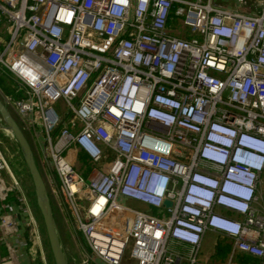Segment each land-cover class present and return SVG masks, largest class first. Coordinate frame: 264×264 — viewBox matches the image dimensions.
Masks as SVG:
<instances>
[{
	"label": "built area",
	"instance_id": "2783aa9c",
	"mask_svg": "<svg viewBox=\"0 0 264 264\" xmlns=\"http://www.w3.org/2000/svg\"><path fill=\"white\" fill-rule=\"evenodd\" d=\"M248 1L0 0V98L54 196L58 182L85 247L73 264H209V231L227 264H264V0ZM2 171L0 201L18 194L39 249L0 151ZM5 208L0 244L17 231Z\"/></svg>",
	"mask_w": 264,
	"mask_h": 264
},
{
	"label": "rangeland",
	"instance_id": "374dc122",
	"mask_svg": "<svg viewBox=\"0 0 264 264\" xmlns=\"http://www.w3.org/2000/svg\"><path fill=\"white\" fill-rule=\"evenodd\" d=\"M216 1H220L222 3L226 2L225 0H216ZM172 18L174 19L175 24L177 25V28L182 29V26H181L182 18L175 16V15ZM181 35L186 36V37L189 36V34L187 32H182ZM0 88L3 90V92L5 94H11L12 93L9 89V85L7 84V80L2 75H0ZM9 111L12 113V115L15 117L16 121L18 122L15 114L11 110H9ZM18 124L26 136V133H27L26 130L23 129V127L21 126V124L19 122H18ZM0 131H1L0 132L1 134L5 135L6 137L13 140L12 136L7 134V131L4 128H2V126H0ZM26 138H27V136H26ZM27 140H28V138H27ZM15 149H16V146H15ZM73 162L75 165V169L78 173H80L83 176H87L89 174L90 169H91V165L89 164V161L87 160V158L83 154L78 152L77 156H74ZM13 164H14L13 167L15 169V174L17 176H19V172H18L17 167H16V164H18V162H15ZM23 176L21 177L22 182L19 180V184L21 186L22 192L24 193V195H26V193L29 191V189L31 187V180L26 173ZM50 179H51L54 187L56 188V193H57V197L59 199V202L61 201V203H62L61 208H62V215L64 218H62V215L59 214L58 209L53 202V198H52L51 194H49L53 214H55V217L58 220L57 228H58L59 237L61 240L63 250L65 252V255L68 259V262H69L68 264H73L74 260H77L79 262L80 254L82 252H84L85 247H84V244L81 240L80 234L77 231V228L75 226L73 218L70 215V212L67 211V208H65L66 206L62 202V199L60 196V191L57 189V188H59L57 180L54 177H50ZM6 181L9 184L10 181L7 179H6ZM47 185H48V183L46 181V186ZM27 199L29 201V204H31L30 199L28 197H27ZM31 208H33V207H31ZM35 212H36V210H35ZM37 216H39V215H37ZM37 219H36V225H37V231H38L39 238H40L39 249H35L38 247V245L37 244L35 246L33 245V238H32V240L29 241V243L27 245V249L30 250V253L32 254V256L34 258H36V256L38 257V258H36V261L38 259L40 262H42V264H44L42 261V258H43L42 256H44L45 257V264H48V261L46 259L47 255H46V251H45V249L48 251L45 233H44V230L42 227V222H41L40 217ZM221 241H223V242H221ZM227 241H228L227 239L223 240V239L219 238L218 236H213L211 234L209 235V233H208L206 235L204 241H203L201 254L208 261H213L216 264H227L229 262V259H230L229 254L231 253V245H230L229 254L227 256L225 255V252H224L225 247H223V246L224 245L228 246ZM234 258H235V256L233 257V259ZM49 264H50V261H49ZM51 264H52V262H51ZM231 264H245V262L239 261V258H236V261H234V262L232 261ZM246 264H251V263L246 262Z\"/></svg>",
	"mask_w": 264,
	"mask_h": 264
},
{
	"label": "crops",
	"instance_id": "0c3cea01",
	"mask_svg": "<svg viewBox=\"0 0 264 264\" xmlns=\"http://www.w3.org/2000/svg\"><path fill=\"white\" fill-rule=\"evenodd\" d=\"M225 1H226L225 3H222L220 1L214 0V3L215 4L224 5V6H228V7L237 8V9H240V10H242L244 12H250V11L253 10V6H252L251 2H249L248 0L247 1L244 0L246 4H244V2H242L241 0H225ZM169 29H170V31L173 34L182 36L181 33L183 32V30L177 28V25L175 24V21H174L173 18L170 19V21H169ZM0 126H1V124H0ZM23 129H24V127H23ZM25 130L27 132V133L26 132L25 133H26V136H27V138L29 140V143L33 146L32 142H31V138H30V136L28 134V130L27 129H25ZM7 134H8V132H7ZM3 141H4L3 142L4 143L3 144L4 145L3 148L5 150H6V147H10L12 150L13 149L15 150V146L17 148V145H16L15 141H13L12 139H10L8 137L4 138ZM0 151L3 153V150H2L1 147H0ZM5 158H6V156H5ZM13 163H15V162L13 161ZM16 167H17L18 171H19V169H21V165H20L19 162H18V164H16ZM10 169H11V167H10ZM11 171H12V169H11ZM12 173L16 177L14 172H12ZM0 177L3 179L4 183H6V184L8 183L6 181V179L10 181L9 175L5 171L0 172ZM17 179H18V177H17ZM263 180H264V175H263ZM48 192H49V194H51V196L53 198V202L56 205L59 214L62 215V208L59 206L58 197L56 195L54 196L52 194V192H51V189H49V188H48ZM26 196H27V194H26ZM18 197H19L18 194L16 192H14V193H10L9 194L8 199H7V201L5 203L0 201V216L2 214H4V213L9 212L8 211L9 209L5 208L6 204L9 205L10 208H11V213L15 214L16 225H17L16 233L11 235L10 237H8L5 242H2L0 244V260L2 262H4L5 264H34L35 259L32 256V254L30 253V250L27 249V245L29 243V238H30L29 237V229L26 226L27 216H26L25 213H23L21 211L20 202H19V198ZM218 212H221L223 214L231 215L234 218L236 217V215H232L230 213H226L224 210L218 209ZM62 218H64L63 215H62ZM208 233H209V235L211 234L213 236H218L219 238H221L223 240L227 239V238H225L224 235H222V234H220L218 232L209 231ZM227 240H228L227 241L228 246H225V245L223 246V247H225L224 252H225L226 256L229 254L230 245H231L230 244V240L229 239H227ZM221 242H223V241H221ZM204 260L207 261L209 264H216L215 262L208 261L205 258H204Z\"/></svg>",
	"mask_w": 264,
	"mask_h": 264
},
{
	"label": "water",
	"instance_id": "95a60500",
	"mask_svg": "<svg viewBox=\"0 0 264 264\" xmlns=\"http://www.w3.org/2000/svg\"><path fill=\"white\" fill-rule=\"evenodd\" d=\"M0 122L2 128L8 131L20 150L23 162L31 179L36 208L40 214L47 246L53 264H68L63 250L54 218L49 193L44 179L37 167V163L29 141L12 113L6 108L0 98ZM165 205H170L166 201Z\"/></svg>",
	"mask_w": 264,
	"mask_h": 264
},
{
	"label": "trees",
	"instance_id": "16d2710c",
	"mask_svg": "<svg viewBox=\"0 0 264 264\" xmlns=\"http://www.w3.org/2000/svg\"><path fill=\"white\" fill-rule=\"evenodd\" d=\"M4 138H6V136L5 135H3V134H0V147L2 148V150H3V153H4V155L6 156V158L8 159V161H9V163H10V167H11V169H12V172H14V174H15V169H14V167H13V161L14 162H19L20 163V165H21V169H19V176H17L16 174V177H18V179L21 181V177L23 176V175H25V173L29 176V174H28V172H27V169H26V167H25V164H24V162H23V159H22V156H21V154H20V150H19V148L17 147L15 150L13 149H11L10 147H6V150L3 148L4 147ZM14 159V160H13ZM21 170V171H20ZM23 174V175H22ZM24 177V176H23ZM30 178V177H29ZM31 180V179H30ZM22 182V181H21ZM27 194V197L30 199V201H31V207H33L32 208V212H33V215H34V217H35V219H37V218H39L40 217V214H39V212H38V210H37V208H36V205H35V200H34V196H33V188H32V183H31V187H30V189H29V191L26 193ZM35 210H36V212H35ZM37 215H39V216H37ZM54 218H55V221H56V224H58V220H57V218L55 217V214H54ZM40 219H41V217H40ZM38 220V219H37ZM42 222V221H41ZM43 227V226H42ZM47 242V241H46ZM48 249V248H47ZM45 251H46V259H47V261H48V264H49V261H50V264H51V262H52V257H51V254H50V252H49V249H48V251L45 249ZM36 258H38L37 256H36ZM36 258H34L35 259V262H34V264H42V262H40L38 259H37V261H36ZM69 263V262H68ZM52 264H53V262H52Z\"/></svg>",
	"mask_w": 264,
	"mask_h": 264
},
{
	"label": "bare ground",
	"instance_id": "6f19581e",
	"mask_svg": "<svg viewBox=\"0 0 264 264\" xmlns=\"http://www.w3.org/2000/svg\"><path fill=\"white\" fill-rule=\"evenodd\" d=\"M8 132V131H7ZM9 135H11L9 132H8Z\"/></svg>",
	"mask_w": 264,
	"mask_h": 264
}]
</instances>
